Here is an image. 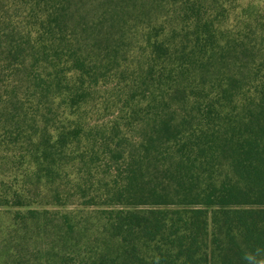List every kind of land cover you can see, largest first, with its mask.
Listing matches in <instances>:
<instances>
[{"label": "trees", "instance_id": "trees-1", "mask_svg": "<svg viewBox=\"0 0 264 264\" xmlns=\"http://www.w3.org/2000/svg\"><path fill=\"white\" fill-rule=\"evenodd\" d=\"M0 0V264H264V0Z\"/></svg>", "mask_w": 264, "mask_h": 264}, {"label": "rangeland", "instance_id": "rangeland-1", "mask_svg": "<svg viewBox=\"0 0 264 264\" xmlns=\"http://www.w3.org/2000/svg\"><path fill=\"white\" fill-rule=\"evenodd\" d=\"M248 1H250L249 4H251L252 1H254L255 3H257V1L260 2L261 0H247V2Z\"/></svg>", "mask_w": 264, "mask_h": 264}]
</instances>
